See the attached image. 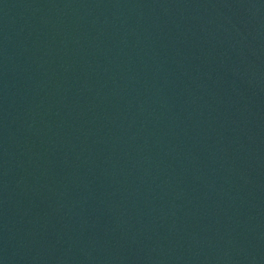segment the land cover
Segmentation results:
<instances>
[{"label":"water","instance_id":"1","mask_svg":"<svg viewBox=\"0 0 264 264\" xmlns=\"http://www.w3.org/2000/svg\"><path fill=\"white\" fill-rule=\"evenodd\" d=\"M0 264H264V0H0Z\"/></svg>","mask_w":264,"mask_h":264}]
</instances>
